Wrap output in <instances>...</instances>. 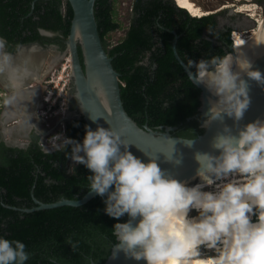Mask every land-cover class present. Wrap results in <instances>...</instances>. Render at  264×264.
Returning a JSON list of instances; mask_svg holds the SVG:
<instances>
[{"label": "clouds", "instance_id": "1", "mask_svg": "<svg viewBox=\"0 0 264 264\" xmlns=\"http://www.w3.org/2000/svg\"><path fill=\"white\" fill-rule=\"evenodd\" d=\"M6 46L0 36V75L20 88L29 70ZM187 66L195 69L188 77L218 97L203 125L223 120L222 114L237 122L235 133L225 124L213 138L216 152L195 153L200 182L176 178L156 159L145 162L111 127L86 125L82 142L58 133L50 138L52 149L91 170L87 188L104 197V211L117 218L112 229L118 248L131 258L147 264H264V119L238 123L251 103L245 77L264 86V73L233 51L188 58ZM69 171L75 174V166ZM125 214L129 219L121 222ZM29 257L23 241L0 235V264H26Z\"/></svg>", "mask_w": 264, "mask_h": 264}, {"label": "trees", "instance_id": "2", "mask_svg": "<svg viewBox=\"0 0 264 264\" xmlns=\"http://www.w3.org/2000/svg\"><path fill=\"white\" fill-rule=\"evenodd\" d=\"M32 1L10 0L7 5L0 1V9L9 8V16L17 18L20 9L22 16L31 11ZM115 1L96 0L95 15L103 45L120 73L127 113L141 127L162 131L176 127L174 136L197 138L204 132L198 116L202 93L178 60L174 41L177 38V53L187 64L188 58L199 61L231 51L233 29L218 27L219 14L194 17L175 0H133L126 32L111 47L108 36L122 27ZM36 10L38 24L28 18L27 26L32 24L34 32L40 27L58 33L56 38L39 37L44 44L55 42L65 50L74 16L69 1L36 0ZM79 52L83 63L80 48ZM86 125L84 119L68 122L67 136L82 142ZM69 160L65 152L45 151L35 144L27 149L0 144V235L26 244L30 252L26 264H105L118 243L112 229L117 218L104 211L100 195L78 207L33 210L36 200L46 204L79 200L89 192L91 170L75 164L73 174L71 166L67 168ZM119 220L126 221V214Z\"/></svg>", "mask_w": 264, "mask_h": 264}, {"label": "water", "instance_id": "3", "mask_svg": "<svg viewBox=\"0 0 264 264\" xmlns=\"http://www.w3.org/2000/svg\"><path fill=\"white\" fill-rule=\"evenodd\" d=\"M67 1L73 8L74 16L64 52L71 60L69 104L73 103L76 109L73 110V114L69 110L64 121L67 122L74 118L84 119L87 125L94 130L97 125L111 127L120 133L124 143L129 145V150L145 162L156 159L163 170L176 178L186 180L191 185L200 182V178L196 176L198 162L195 160V153L197 151L216 152L217 150L211 146L212 140L218 132L223 130V126L227 124L234 133L237 131V122L234 117L222 114L223 120H214L205 127L203 122L210 114L211 108L209 100L213 97L216 100L218 97L214 96L203 84L193 81L202 93V105L198 116L202 118L203 134L195 139H186L173 135V132L177 130L176 127H166L163 131L154 130L148 125L141 127L124 107L120 73L114 68L112 58L100 36L95 15L96 0ZM232 12L237 13L236 10ZM246 17L256 28L257 22L250 18L249 14ZM176 44L177 38L174 41L176 56L188 73L191 69L177 53ZM79 48L82 51L83 63ZM231 51L235 54L233 45ZM247 56L252 60L253 68L264 73V43L251 50ZM245 78L249 79L251 103L242 120L238 122L241 127L258 117L264 119V86L255 80ZM192 141V146H188L187 144ZM177 160L180 162L177 163ZM97 196L99 195L95 192L89 191L79 200L62 199L49 204L36 200L38 205L33 210L55 209L62 206L78 207ZM127 219H129L128 216ZM105 264H147V262L143 259L137 261L126 255L122 249L118 248L117 243Z\"/></svg>", "mask_w": 264, "mask_h": 264}, {"label": "flooded vegetation", "instance_id": "4", "mask_svg": "<svg viewBox=\"0 0 264 264\" xmlns=\"http://www.w3.org/2000/svg\"><path fill=\"white\" fill-rule=\"evenodd\" d=\"M0 1L4 2L3 5H7L10 0H0ZM19 3L24 4V2L22 1ZM10 11L11 10L7 7L6 8L2 7L0 9V36H3L7 41L6 50L14 54L17 63L26 64L27 68H29L30 71L33 72L35 71L34 74L37 71L39 73V71H41V62L37 58L43 50H47L48 48H55L60 52H64V50L60 47V45L56 44L55 42L44 44L40 40V37L56 38L57 36H59V34L41 29L40 27L36 29V32H34L31 29L32 24L30 26H27L26 20L28 18H31L34 24H38V20L40 17L37 14L38 11L36 10V0H33L31 2V11L25 16H22V9H20L17 12L19 16H17V18H11L8 14ZM12 12L14 13V11ZM234 18H235L234 16H229V14L227 16H225L224 14L222 16L219 15L217 18L219 24L218 27L222 31H227L228 29L231 28L233 29L232 33H234L236 31L235 30L236 24L234 23L235 20ZM250 18L255 20L254 17L250 16ZM35 34L38 36V38L35 37ZM25 38H30V39L28 41H24ZM55 59L58 60V57ZM147 60L148 57L146 58L145 61L147 62ZM26 82L28 83L27 85L28 88L25 87V89L21 90V92L22 91L26 92V89H28L31 92L32 91L34 92V94L29 93L28 95L29 101L31 103L29 107V114L31 118H29L28 121L25 120L23 114H19L21 112L20 111L21 108L25 106L23 103H21L22 100H24L25 93L23 94L22 92L20 94H17L16 92H14L13 87L11 86V83L9 82L7 77L5 75H0V144L3 143L7 147L19 148V149H27L35 144L36 146L43 148L45 151L55 150L52 149V147L47 146V143L44 140L45 138L44 135L46 133L43 131L41 132L39 130V129L42 130L41 125L44 120L41 119L40 106H39V99L41 97V91H40L41 87L36 84L38 83L36 79L34 80L28 78ZM17 99L21 101L20 102L21 106H17L19 108V109L17 108L18 110L15 109L16 107L14 108L15 105H13L15 101L18 102ZM75 109L76 108L73 103L70 104L68 103V110L73 111ZM73 120H77V119L74 118L66 122V126L63 130L64 136L66 137H68L66 132L67 123ZM53 129H58V126L55 128L54 125H52L51 131H53ZM74 163L75 162L70 158V160L67 163L68 164L67 168H70V166L73 167Z\"/></svg>", "mask_w": 264, "mask_h": 264}, {"label": "rangeland", "instance_id": "5", "mask_svg": "<svg viewBox=\"0 0 264 264\" xmlns=\"http://www.w3.org/2000/svg\"><path fill=\"white\" fill-rule=\"evenodd\" d=\"M195 3H197L203 10L209 11L211 14H219V15H225L227 16H234L235 20L234 23L236 24L235 28V33L238 32H243V31H252L254 30V26H252L251 22L246 15L250 14V12H237L233 13L232 10H237L239 5L242 4H256L259 6L258 12L256 13V17L264 18V0H243V1H238V0H194ZM132 2L133 0H116L115 1V9L117 12V19L120 21L122 24V27L115 31L112 32L108 36V42L111 44V47L116 44L117 41H119L125 34L126 28L129 25L130 22V17H131V12H132ZM227 6V7H225ZM221 11V12H220ZM225 12V13H224ZM260 12V15L258 14ZM258 14V15H257ZM252 17V16H251ZM227 19V18H225ZM243 24V25H242ZM241 25V26H240ZM257 27V26H256ZM236 47V45H235ZM234 47V48H235ZM58 57V60L53 62L55 58ZM69 58V59H68ZM41 62V71L43 72V77L41 80H38L36 83L38 86H40V91L42 92L43 95L46 94V90L50 88L51 85H54L52 83L51 85L48 84L49 80H54L55 82H58V78L62 75L63 68L65 66H70L71 67V60L68 55L65 54V52H60L56 50L55 48H48L47 50H43L38 58ZM70 60V61H69ZM52 64V68L50 69V65ZM50 69V70H49ZM48 71V72H46ZM68 72V73H67ZM71 75V69L69 68L65 73H64V79L59 82V87L62 86V84L67 81V75ZM71 82V80H70ZM69 82V86H70ZM39 106H41V97L39 99ZM45 104L43 106L44 110ZM42 111V109H41ZM73 111H71L72 113ZM73 114V113H72ZM43 120V118L41 117ZM57 118L51 117L50 120L44 121L41 125L42 131L45 132L46 134L44 135L45 142L47 143L48 147H52L53 141L50 139L52 136L58 134V133H63V128L59 129H53L51 131V126L54 125V127H57ZM43 136V137H44ZM23 139V138H21ZM76 163H74L75 165ZM192 215H195V211L191 213Z\"/></svg>", "mask_w": 264, "mask_h": 264}, {"label": "bare ground", "instance_id": "6", "mask_svg": "<svg viewBox=\"0 0 264 264\" xmlns=\"http://www.w3.org/2000/svg\"><path fill=\"white\" fill-rule=\"evenodd\" d=\"M175 1H176V3L178 4L179 7L184 8L185 10H187L189 12V14H191L194 17H199L200 18V17H203V16L211 14L209 11L203 10L197 3H195L194 0H175ZM238 1H243V0H238ZM225 7H227V6H225ZM258 9H259V6L256 5V4L249 5V4L245 3V4H242V5L238 6V9L236 10L237 12H239V13L240 12H245V11L250 12V16L254 17L255 22H257L256 23L257 27L254 30H252V31H243V32H238V33L234 34L233 46L235 47V45H236L235 52H237L235 54H245V55H247L251 50H253L255 47H257L259 45V44H257V41L261 37H264V19L260 18L259 16L256 17V13L258 12ZM258 14L260 15V12ZM56 60L57 59H55L54 62ZM51 68H52V64L50 65V69ZM30 69H32V68H30ZM28 70H29V68H28ZM34 72L29 70V75L24 80V83H23V85L20 88H14L11 85L13 87L14 92H16L17 94H20L22 92H23V94L25 93L24 94V96H25L24 100H22V102H21V101H19L17 99L18 102L15 101V103L13 105H15L14 106V108L16 107L15 109L18 108L17 106H21V103H23L25 105V106L22 107L23 109L21 108V110H20L21 112L19 114H23V116H24L26 121H28V119L31 118V116L29 114V107H30L31 103L29 101L28 95H29V93L30 94H34V92L33 91L31 92L28 89H26V92H24V91L21 92V90L25 89V87L28 88L27 87L28 83L26 82V80L28 78L34 79V80L36 79L38 81V80H41V78L43 77V74H44L43 72L40 73V71H39V73L37 71L35 74H34ZM46 72H48V71H46ZM212 100H215V97L210 98V100H209L210 106H211V101ZM32 103H34V102H32ZM6 126H7V124H6Z\"/></svg>", "mask_w": 264, "mask_h": 264}, {"label": "built area", "instance_id": "7", "mask_svg": "<svg viewBox=\"0 0 264 264\" xmlns=\"http://www.w3.org/2000/svg\"><path fill=\"white\" fill-rule=\"evenodd\" d=\"M232 38L234 40V35ZM69 68L71 69V67L68 65L63 68L62 75L58 78V82H55L54 80L48 81L49 85H51L52 83H54V85H51L50 88L46 90L45 95H43L41 92L40 116L46 121L50 120L51 117L57 118L58 129L63 128V130L66 126V122L64 121V119L66 118L69 112L68 110L69 88H70L69 82L71 75L70 76L69 74L67 75V81H65L61 87H59V82L64 79V73ZM44 104L45 107L43 110Z\"/></svg>", "mask_w": 264, "mask_h": 264}]
</instances>
